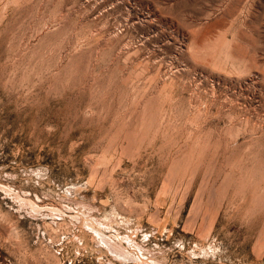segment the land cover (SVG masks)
<instances>
[{
  "label": "rangeland",
  "instance_id": "rangeland-1",
  "mask_svg": "<svg viewBox=\"0 0 264 264\" xmlns=\"http://www.w3.org/2000/svg\"><path fill=\"white\" fill-rule=\"evenodd\" d=\"M0 264H264V0H0Z\"/></svg>",
  "mask_w": 264,
  "mask_h": 264
}]
</instances>
